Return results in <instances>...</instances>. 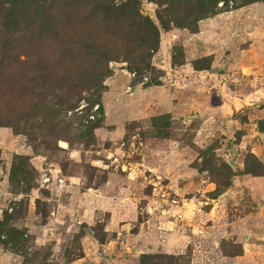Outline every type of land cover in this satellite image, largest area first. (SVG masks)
Segmentation results:
<instances>
[{
  "label": "rangeland",
  "instance_id": "1",
  "mask_svg": "<svg viewBox=\"0 0 264 264\" xmlns=\"http://www.w3.org/2000/svg\"><path fill=\"white\" fill-rule=\"evenodd\" d=\"M0 264H264V0H0Z\"/></svg>",
  "mask_w": 264,
  "mask_h": 264
},
{
  "label": "crops",
  "instance_id": "2",
  "mask_svg": "<svg viewBox=\"0 0 264 264\" xmlns=\"http://www.w3.org/2000/svg\"><path fill=\"white\" fill-rule=\"evenodd\" d=\"M213 17L212 18H209V20L208 21H205V23H204V25H205V28L206 29H208V30H211V29H213L211 26H213L214 25V23H213ZM188 66V64L185 62V63H183V64H181V66ZM179 67V69L180 68H184V67ZM185 69L187 70L186 71V73L187 74H193V75H195L194 76V78H196V76L198 75V76H202L203 74L202 73H200V70H193L192 68H191V66L189 67L188 66V68L187 67H185ZM202 71V70H201ZM194 73H196V74H194ZM207 73V72H206ZM209 75H214V73L213 72H211ZM108 106V105H107ZM216 108H221V109H224L225 111H228V110H230L231 109V105L229 104V103H226V102H222L221 104H218L217 106H215ZM127 114V111H125V113L124 114H122L123 116L124 115H126ZM112 179H114V180H112L113 181V186L114 187H112L113 189H115L116 187H117V182H116V177H111ZM111 224H109V226H110Z\"/></svg>",
  "mask_w": 264,
  "mask_h": 264
},
{
  "label": "built area",
  "instance_id": "3",
  "mask_svg": "<svg viewBox=\"0 0 264 264\" xmlns=\"http://www.w3.org/2000/svg\"><path fill=\"white\" fill-rule=\"evenodd\" d=\"M54 177L56 178V182L57 181L58 182H62L63 181L62 177H56V176H54ZM52 178H53V175H51V174L49 175L48 173L43 172L42 176H41V184L43 186H45V187L51 185L52 184Z\"/></svg>",
  "mask_w": 264,
  "mask_h": 264
},
{
  "label": "trees",
  "instance_id": "4",
  "mask_svg": "<svg viewBox=\"0 0 264 264\" xmlns=\"http://www.w3.org/2000/svg\"><path fill=\"white\" fill-rule=\"evenodd\" d=\"M196 68V67H195ZM199 67H197V69H198Z\"/></svg>",
  "mask_w": 264,
  "mask_h": 264
}]
</instances>
